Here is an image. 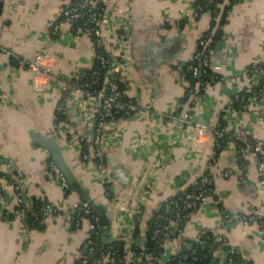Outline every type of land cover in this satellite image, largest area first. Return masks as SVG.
<instances>
[{
	"label": "crops",
	"instance_id": "obj_1",
	"mask_svg": "<svg viewBox=\"0 0 264 264\" xmlns=\"http://www.w3.org/2000/svg\"><path fill=\"white\" fill-rule=\"evenodd\" d=\"M0 1V90L5 93L0 101V172L6 173L0 179L5 194L0 205V264H78L89 234L86 220L75 227L73 217L65 213L45 216L41 228L6 216L15 206V189L7 179L14 172L27 197L59 203L65 197L78 201L85 194L89 201L103 205L109 219L103 226L104 241L142 244L148 216L139 222L136 211L152 212L165 199L191 188L215 157L213 138L203 134L197 139L192 126L180 125L171 115L178 109L190 111L199 124L222 122L230 131L241 127L264 139V88L258 101L246 99L241 109L234 106V96L255 79L249 65L264 64V0H240L230 9L211 50V71L219 79L207 85L197 101L188 93L187 76H178L177 69L191 61L198 39L212 28L210 13L185 24L195 0H110L105 32L122 29L128 37L131 67L124 89L139 108L125 125L113 123L104 137L114 192L113 199L106 197L94 163L81 165L77 147L63 138L59 124L63 116L57 109L66 95V126L74 133L90 130V112L77 106L68 78L93 65L91 39L66 25L56 35L51 33L62 0ZM121 9L128 11L124 27L117 24ZM38 53L46 55L44 63L56 73L42 77L43 86H37L29 67ZM35 134L54 137L59 144L75 180L67 196L53 180L49 152L34 142ZM248 151V163L242 168L233 146L221 148L211 170L213 195L208 204L194 210L181 234L174 232L165 240L162 258L187 255L193 236L211 231L223 235L247 263L264 264V229L238 220L241 213L264 211V179L255 167L252 145ZM241 171L244 180L237 178ZM225 255L217 249L212 259L225 264Z\"/></svg>",
	"mask_w": 264,
	"mask_h": 264
},
{
	"label": "built area",
	"instance_id": "obj_2",
	"mask_svg": "<svg viewBox=\"0 0 264 264\" xmlns=\"http://www.w3.org/2000/svg\"><path fill=\"white\" fill-rule=\"evenodd\" d=\"M63 5L55 14L51 21V33L56 35L64 25L73 33H79L88 36L95 48L94 60L100 63V69H93V65L89 68V79L83 80L86 74L85 70H79L68 78L69 85L75 94V102L77 106L85 111L88 117L91 118L90 130L81 133H74L65 124L67 121V111L65 106L66 95L61 97V102L58 104V112L63 116L61 124V133L68 144L77 147L79 151V160L81 165H86L89 162L94 163V168L97 173L100 184L104 187V194L106 197L113 199L114 192L111 187V178L109 176V168L107 164L106 150L104 147V137L108 134L110 126L115 123L116 127L125 125L132 115L138 110V102L136 99L130 97L128 93L119 89L118 76L120 82L126 85L127 76L130 73L131 56L127 48L128 37L119 29L113 31L111 34L105 32V28L110 24L108 14V6L110 0H62ZM215 0H206L207 4ZM229 0H221L217 5L219 8L227 6ZM204 6L191 4L190 10L186 15L185 24L188 20L196 19L203 10ZM121 18L117 22L118 26L126 25L128 11L121 9ZM211 21L214 26L200 36L197 42V47L192 53L191 62L185 65L186 71L191 77L188 93L193 95L195 101L201 98L199 91L205 89L213 80L214 76L206 79L207 70L212 67L211 50L213 46V36L216 34V28L221 13H212ZM223 28V27H222ZM94 40H93V39ZM104 52L110 56V61L107 60ZM46 55L38 53L33 62L29 63L32 73V78L37 82V86L44 85L41 82L42 77L55 75L51 73L50 67L44 63ZM94 63V62H93ZM183 67L177 69L178 76L185 77L186 73ZM104 71L102 79V87L97 91L92 90L93 84L97 83ZM249 74H252L255 79L252 84L245 89V92L236 94L234 100L239 99L248 100L251 102L258 101L260 96L256 94V90L261 92L264 88V64L253 62L248 67ZM206 76V77H205ZM46 85V84H45ZM124 97V98H123ZM5 98V93L0 90V101ZM173 117L178 120L180 125L192 126L197 139L200 135L206 134L214 139V145H219V139H226V145L233 146L237 153L244 158L248 155V148L237 146L236 140L246 141L247 138H253L252 151L253 160L257 169L258 175L264 179V139L255 138L251 133H247L243 128L239 127L233 130H228L222 122L214 126H206L199 124L190 111L184 113L174 114ZM50 158V157H49ZM215 159H211L208 165L195 183V189L192 191L183 189L178 191L175 195L165 199L161 205L155 210L162 209L165 212H170V216L166 217L164 225H157L152 231V237L161 235V238L166 240L170 238L172 233L181 234L185 228L187 220L191 217L195 209L206 205L213 194L214 176L212 167L215 164ZM49 168L52 171L53 180L57 181L64 189L68 188V183L62 175L54 162L49 159ZM227 175V173H225ZM239 180H244L243 172L237 173ZM1 188V187H0ZM106 188V189H105ZM15 189V206L8 212L12 213L18 220L23 221L25 217V208L22 197L16 193ZM106 190L109 191L106 193ZM4 204V197L0 194V205ZM61 213L69 214L73 217V224L75 227L81 226L84 220L88 222L89 234L86 237L79 253L78 264H172L169 259L162 258V253H155L150 251L145 243H126L124 245V254L120 259H116L114 251L101 254L91 258L94 252V240L101 235L102 226L99 218L90 205V201H70L66 197L61 202H47L41 209L42 216L58 215ZM137 221H141L143 215L150 218L155 217L154 211L144 214L142 210H137ZM145 222L144 229H150V223ZM238 220L243 223H257L264 229V211L261 208L247 213L239 214ZM93 236V237H92ZM197 236H193L192 240H197ZM225 240L223 235L217 236V241ZM231 252H236V248L230 246ZM226 264H235L232 258H228ZM250 264V263H246Z\"/></svg>",
	"mask_w": 264,
	"mask_h": 264
},
{
	"label": "trees",
	"instance_id": "obj_3",
	"mask_svg": "<svg viewBox=\"0 0 264 264\" xmlns=\"http://www.w3.org/2000/svg\"><path fill=\"white\" fill-rule=\"evenodd\" d=\"M220 1L221 0H215L214 2H212L210 4H207L206 0H195L193 2L195 5H200V6H204L207 4V7H204L203 10L200 11V13L207 12V10H209V12H212V13H216V12L221 13V17H220L219 23L217 25L218 28H216V34L213 36L214 41L216 38L219 37V35L222 34V26L227 21L230 9L232 8V6L235 3L239 2L240 0H229L227 3L228 5L225 6L224 8L218 7L217 4ZM0 9H1V1H0ZM211 26L213 27L214 23H212ZM103 54L105 55L107 60L110 61L109 54L107 52H104V51H103ZM93 69H100V63L98 60H94ZM183 71H185L187 79L191 82L192 80H191L190 74L188 71H186L185 66L183 67ZM89 72H90L89 69L85 70L86 74L83 76V80L89 79V77H90ZM207 75H208L207 77L205 76L206 79H209V78L211 79L214 76V80L211 83H213L219 79V75L216 74L215 72L211 71V69L207 70ZM103 76H104V71H103L102 75L100 76L98 82L93 84L92 90L97 91L98 89H100L102 87ZM117 80H118V84H119V89L123 90L124 83L120 82L119 76H118ZM262 80H264V77H262ZM258 90L259 89L256 90V94H258L261 97L262 90H261V92ZM199 94H201V91H199ZM244 101H245L244 99H239L237 101L234 100L235 108L241 109L243 104H244ZM189 106H191V103L189 104ZM180 111L181 110L178 109L175 114H179ZM60 117H61V115L57 114L58 120ZM171 118L175 119L173 117V115H171ZM235 142H236L237 146H243V147L249 148V146L252 145L254 141H253V138L248 137L246 141L236 140ZM225 143H226V139L222 138V139H219V145L218 146L214 145V156L215 157L217 156V154L221 150V148L225 147ZM215 157H213V159H215ZM238 162L242 168L244 166H246V164L248 163L247 160L242 155H240L239 153H238ZM79 163H80V160H79ZM2 177H6V173L0 172V179ZM7 179L13 184V186L17 185L18 189L16 190V193L18 192V194L23 199V205L25 208V217H24V220L22 222H24V224L26 226L31 227V228H41L42 227V220L44 218V216H42V214H41V209L45 205V203H47L49 201L45 198H40V197H34V196L27 197L26 194L21 190V185L15 176V172L12 173V175L8 176ZM211 187H213V186H211ZM194 189H195V185H193L191 188H188L186 190L192 191ZM75 190H77V189H75ZM72 191L73 190L69 187L64 189L63 190L64 196H67ZM108 192L109 191L106 190V193H108ZM0 194L3 197L5 195L2 188H0ZM80 200L88 201L87 196L85 194L80 197ZM220 210L225 215V212L223 211V209L221 208ZM154 214H155V217L150 218L148 220V223H150L151 227H150V229H148L146 231L147 234H146L145 244L147 245V247L150 251H153L155 253H162L163 243L165 242V240L161 238V235H158L156 237H152L153 236L152 231L154 230V228L157 227V225L162 226L166 223V217L170 216V212H165L162 209H158V210H154ZM6 216L12 217V218L14 217V215L10 212H7ZM100 228H101V235L97 236L96 239L94 240V249L95 250H94L91 258H95L96 256H101V254L107 253L109 251H114L115 258L120 259L124 254V245L126 244V242L123 239H117V240H113V241L112 240L111 241H104L102 238L104 228H103V226H100ZM217 236L218 235H216L215 233H213L211 231H205L201 234L198 233L197 234L198 239L193 242V248L191 249L190 253L187 254L186 259H184L183 256L178 257L176 259L171 257L169 259L170 262L172 264H210V261L214 255V252L217 249H219L220 251L226 253V255L224 257L225 264H226L228 258H232L234 260L235 264H246L247 263L246 261H244L241 258L239 252H237V251L231 252L230 245H228V243H226V239L222 240V241H217ZM133 243L136 244L135 242H133Z\"/></svg>",
	"mask_w": 264,
	"mask_h": 264
},
{
	"label": "water",
	"instance_id": "obj_4",
	"mask_svg": "<svg viewBox=\"0 0 264 264\" xmlns=\"http://www.w3.org/2000/svg\"><path fill=\"white\" fill-rule=\"evenodd\" d=\"M220 43V42H219ZM33 140L36 144L46 149L49 152L50 159L54 162V164L58 167L62 175L65 177L69 188H75V180L71 171L69 170L67 164L63 159V155L60 149L59 144L57 143L54 137H47L45 135L35 134L33 135ZM90 205L93 208L94 212L99 218V222L102 226H106L109 223V219L106 214L105 207L103 205H96L90 201ZM192 247V243L186 244V249L189 250ZM186 256H183L186 259ZM216 259H211L210 264H216Z\"/></svg>",
	"mask_w": 264,
	"mask_h": 264
}]
</instances>
